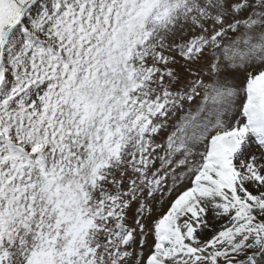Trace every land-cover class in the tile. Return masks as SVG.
Segmentation results:
<instances>
[{"label":"snow or ice","instance_id":"obj_1","mask_svg":"<svg viewBox=\"0 0 264 264\" xmlns=\"http://www.w3.org/2000/svg\"><path fill=\"white\" fill-rule=\"evenodd\" d=\"M264 0H0V264H260Z\"/></svg>","mask_w":264,"mask_h":264}]
</instances>
